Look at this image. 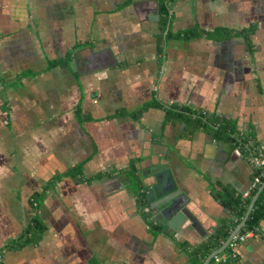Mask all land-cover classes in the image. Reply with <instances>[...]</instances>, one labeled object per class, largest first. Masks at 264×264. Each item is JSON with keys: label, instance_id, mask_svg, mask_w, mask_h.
Wrapping results in <instances>:
<instances>
[{"label": "crops", "instance_id": "0c3cea01", "mask_svg": "<svg viewBox=\"0 0 264 264\" xmlns=\"http://www.w3.org/2000/svg\"><path fill=\"white\" fill-rule=\"evenodd\" d=\"M171 14L173 32L205 34L169 39L161 53L159 0H0L4 264H202L226 242L210 243L232 218L211 190L242 195L256 171L248 143L210 126L189 137L165 106L231 120L264 156V0H173ZM70 51L69 65H54ZM166 163L171 175L157 172L165 185L143 210L133 182L150 192ZM166 198L153 219L147 208ZM36 212L40 239L8 247ZM256 232L226 247V264H264V220ZM205 245L214 251L203 260Z\"/></svg>", "mask_w": 264, "mask_h": 264}, {"label": "trees", "instance_id": "16d2710c", "mask_svg": "<svg viewBox=\"0 0 264 264\" xmlns=\"http://www.w3.org/2000/svg\"><path fill=\"white\" fill-rule=\"evenodd\" d=\"M173 0H159L160 10H161V26L162 33L159 36V51L163 53V49L165 47L166 42L169 39H182V40H191L196 37L203 36L205 32L201 30L198 26L191 27L185 29L183 31L173 32L171 30L172 23V14H171V5ZM253 30V28L251 29ZM250 30V32H252ZM237 34L246 35L245 31L239 32H226L224 37H230ZM73 56V52L70 51L67 55L55 61L54 65L56 66H67L69 65ZM158 105V102H148L145 103L141 110L149 108L150 106ZM167 120L171 119H181L186 123L188 127V136L191 137L192 134L201 129L202 127H212L215 135L219 139H223L226 141H235L240 140L244 143H248V148L252 156H262L259 144L256 140H254V134H243L236 136L235 125L231 120H220L219 118L211 119L212 115H204L201 112L194 111L191 107L186 105L172 104L171 106H165ZM81 106L77 107L75 110L76 115L81 114ZM252 142V145L250 143ZM255 175L262 174L264 181V166H256ZM134 163L131 164L129 170H134ZM82 170V165H77L73 168L70 175L76 177V175ZM135 193L138 196V199L141 203V208L144 210V201L146 197V190L140 182L139 178H136L133 182ZM257 191V190H256ZM256 191L249 198H244L241 194L235 193L228 186H215L212 188L211 192L213 196L219 200L225 207L229 208L232 214V218L229 221H225L222 226L217 230L216 234L213 235L210 243L215 242V245L219 248L231 235L234 229L238 226V224L242 221L245 216L251 199L255 195ZM43 194H34L31 198L32 203L34 204L35 210L37 211L39 205L41 203V198ZM264 220V190L261 193L260 197L255 203V206L247 219L245 226L240 230L239 234H243L250 230H256L260 226L261 222ZM45 231V226L36 212L31 223L24 231L23 235L12 241L8 244V247H21L31 242H37L42 233ZM209 246L205 245L206 252L203 254L202 259L205 260L214 250L209 249ZM230 247L226 249V253H229ZM196 250H193L192 255H195ZM1 255V252H0ZM0 264H4L3 261H0ZM194 264H201V261L194 262ZM212 264V262H210ZM226 264V263H225Z\"/></svg>", "mask_w": 264, "mask_h": 264}, {"label": "water", "instance_id": "95a60500", "mask_svg": "<svg viewBox=\"0 0 264 264\" xmlns=\"http://www.w3.org/2000/svg\"><path fill=\"white\" fill-rule=\"evenodd\" d=\"M153 171H154V173H155V176H156V178H157V180H156V183H155V185H152V190H150V192H146V196H147V198H148V200L149 201H151V198L153 197V194H154V192H157L158 193V191H159V189L160 188H162L163 187V185H165V183H161L159 180H158V174H157V172H159V171H165L166 173H168V175H171V166L168 164V163H166V164H161V165H159V166H157V167H154L153 168ZM263 190H264V181H263V183L261 184V186L259 187V189L256 191V193H255V195L253 196V198L251 199V202H250V204H249V207H248V209H247V212H246V214H245V216L243 217V219H242V221L238 224V226L234 229V231L231 233V235L229 236V238L226 240V242L223 244V246L220 248V249H218V250H216V251H214L202 264H209L210 263V261L212 260V258L215 256V255H217V254H220V253H222V252H224L225 251V249H226V247L231 243V241H232V239H233V237L236 235V234H238L239 232H240V230L245 226V224H246V222H247V219H248V217L250 216V214H251V212H252V210H253V208H254V206H255V203H256V201L258 200V198L260 197V195H261V193L263 192ZM162 195H165V194H162ZM162 197H166V195L165 196H162ZM161 197V198H162ZM162 199H164V198H162ZM169 201H168V198H166V200L165 201H163V203H162V205H157L156 207H154V205H150L148 208H147V211H149V215L150 216H152L153 217V219H159V217H161L160 216V214L161 215H163V209H165V208H167L168 206H169V203H168ZM154 209H158V211H159V213H157L156 215H158V217L157 218H155L154 217V212H153V210ZM152 211V212H151ZM156 213V212H155ZM155 215V216H156ZM169 223V221L167 222V224ZM173 227V225L171 226V228ZM174 228V227H173ZM164 230H169V227L168 228H166V225H165V227H164Z\"/></svg>", "mask_w": 264, "mask_h": 264}, {"label": "built area", "instance_id": "2783aa9c", "mask_svg": "<svg viewBox=\"0 0 264 264\" xmlns=\"http://www.w3.org/2000/svg\"><path fill=\"white\" fill-rule=\"evenodd\" d=\"M252 162L254 165L256 166H264V156H252ZM263 183V177L262 174L260 175H255L253 177V179L251 180V182L249 183V185L247 186V188L242 192V196L244 198H249L252 196V194L259 189V187L261 186V184ZM256 230H250L247 231L243 234H236L231 243H237V242H245L248 238L256 235ZM231 254L230 253H226L225 251L215 255L212 258V264H225L227 263V261L230 259ZM1 257L2 255H0V261H1Z\"/></svg>", "mask_w": 264, "mask_h": 264}]
</instances>
